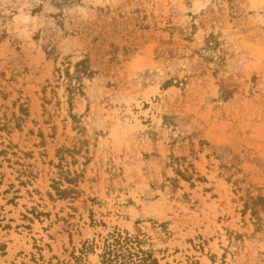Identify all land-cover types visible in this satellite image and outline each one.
Segmentation results:
<instances>
[{
	"label": "rangeland",
	"instance_id": "1",
	"mask_svg": "<svg viewBox=\"0 0 264 264\" xmlns=\"http://www.w3.org/2000/svg\"><path fill=\"white\" fill-rule=\"evenodd\" d=\"M116 233L264 264V0H0V264Z\"/></svg>",
	"mask_w": 264,
	"mask_h": 264
},
{
	"label": "trees",
	"instance_id": "2",
	"mask_svg": "<svg viewBox=\"0 0 264 264\" xmlns=\"http://www.w3.org/2000/svg\"><path fill=\"white\" fill-rule=\"evenodd\" d=\"M76 67L77 73L90 74L84 61L76 63ZM262 200L261 196L248 195L244 203L245 209L251 211V215L256 217L257 222L261 221L259 211L262 209ZM139 243L137 237H122L119 233L112 234L110 241L107 239L104 243L101 254L102 264H155V260L151 259L149 253H145L141 249H134L135 245H139Z\"/></svg>",
	"mask_w": 264,
	"mask_h": 264
}]
</instances>
